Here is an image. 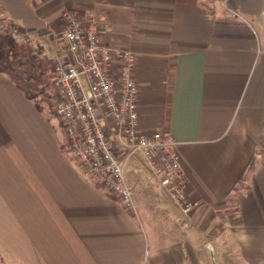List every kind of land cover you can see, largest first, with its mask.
<instances>
[{
	"label": "crops",
	"instance_id": "obj_1",
	"mask_svg": "<svg viewBox=\"0 0 264 264\" xmlns=\"http://www.w3.org/2000/svg\"><path fill=\"white\" fill-rule=\"evenodd\" d=\"M0 0L49 57L61 12L93 10L135 55L138 126L177 141L181 212L140 153L134 208L62 147L52 107L0 70V264H264V0ZM31 42H30V41Z\"/></svg>",
	"mask_w": 264,
	"mask_h": 264
},
{
	"label": "built area",
	"instance_id": "obj_2",
	"mask_svg": "<svg viewBox=\"0 0 264 264\" xmlns=\"http://www.w3.org/2000/svg\"><path fill=\"white\" fill-rule=\"evenodd\" d=\"M61 19L63 48L53 56L45 96L62 126V147L128 208L134 203L125 164L140 153L170 199L190 213L197 202L186 190L177 141L169 132L144 133L138 126L134 53L104 41L105 26L93 10L65 8Z\"/></svg>",
	"mask_w": 264,
	"mask_h": 264
},
{
	"label": "trees",
	"instance_id": "obj_3",
	"mask_svg": "<svg viewBox=\"0 0 264 264\" xmlns=\"http://www.w3.org/2000/svg\"><path fill=\"white\" fill-rule=\"evenodd\" d=\"M13 26L11 22L7 28L0 27V70L6 72L28 97L45 96L53 76L54 59L28 45L24 37L17 40L11 29ZM44 100L51 107L46 96Z\"/></svg>",
	"mask_w": 264,
	"mask_h": 264
},
{
	"label": "rangeland",
	"instance_id": "obj_4",
	"mask_svg": "<svg viewBox=\"0 0 264 264\" xmlns=\"http://www.w3.org/2000/svg\"><path fill=\"white\" fill-rule=\"evenodd\" d=\"M205 3H208V5L210 4V5H213L212 4V0H203ZM11 23V21L10 20H8L7 18H6V16H5V14L3 13V11H2V8H1V6H0V27H2V28H7V27H9V24ZM63 24V23H62ZM11 29L13 30V33H14V35L16 36V38H17V40H23V37L26 39V40H28V38L26 37V35L24 34V33H21L20 31L19 32H16V31H14V30H19L18 28H17V26H13V27H11ZM23 36V37H22ZM30 41V40H29ZM31 42V41H30ZM40 50V49H39ZM45 98V96L43 95V94H39L38 96H37V98L36 99H38V100H43Z\"/></svg>",
	"mask_w": 264,
	"mask_h": 264
}]
</instances>
